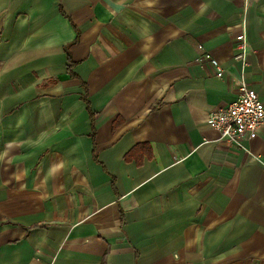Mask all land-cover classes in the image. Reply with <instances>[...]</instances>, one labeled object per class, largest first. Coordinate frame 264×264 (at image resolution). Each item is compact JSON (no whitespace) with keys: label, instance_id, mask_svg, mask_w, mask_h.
Masks as SVG:
<instances>
[{"label":"crops","instance_id":"0c3cea01","mask_svg":"<svg viewBox=\"0 0 264 264\" xmlns=\"http://www.w3.org/2000/svg\"><path fill=\"white\" fill-rule=\"evenodd\" d=\"M241 34L264 101V0H0V264H264V126L207 123Z\"/></svg>","mask_w":264,"mask_h":264},{"label":"built area","instance_id":"2783aa9c","mask_svg":"<svg viewBox=\"0 0 264 264\" xmlns=\"http://www.w3.org/2000/svg\"><path fill=\"white\" fill-rule=\"evenodd\" d=\"M236 45L238 50L233 56L240 61L241 69L237 75L232 76V82L237 87L238 97L227 106H218L211 110L207 123L219 131L220 138L243 148V139L256 137L264 126V101L244 77L245 68L250 65L248 56L250 53L257 54V50L250 47L245 34L237 36ZM202 62L212 66L218 78L225 77V70L211 53L206 52Z\"/></svg>","mask_w":264,"mask_h":264},{"label":"trees","instance_id":"16d2710c","mask_svg":"<svg viewBox=\"0 0 264 264\" xmlns=\"http://www.w3.org/2000/svg\"><path fill=\"white\" fill-rule=\"evenodd\" d=\"M143 151V155H147V156H151L152 155V148L151 146L148 144V143H141V144H138L136 145L130 152H128L126 154V159L129 160V158H131V156L138 150H141ZM134 156V155H133ZM143 157V156H142ZM138 162H141V160L139 158H137Z\"/></svg>","mask_w":264,"mask_h":264}]
</instances>
